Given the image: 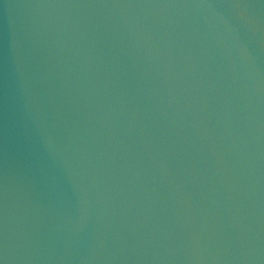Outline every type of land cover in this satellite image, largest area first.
I'll list each match as a JSON object with an SVG mask.
<instances>
[{"label": "water", "instance_id": "water-1", "mask_svg": "<svg viewBox=\"0 0 264 264\" xmlns=\"http://www.w3.org/2000/svg\"><path fill=\"white\" fill-rule=\"evenodd\" d=\"M3 264H264V0H0Z\"/></svg>", "mask_w": 264, "mask_h": 264}, {"label": "snow or ice", "instance_id": "snow-or-ice-1", "mask_svg": "<svg viewBox=\"0 0 264 264\" xmlns=\"http://www.w3.org/2000/svg\"><path fill=\"white\" fill-rule=\"evenodd\" d=\"M0 264H3V261L2 260H0Z\"/></svg>", "mask_w": 264, "mask_h": 264}]
</instances>
